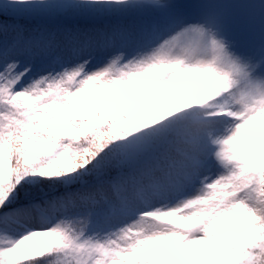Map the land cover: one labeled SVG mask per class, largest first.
<instances>
[{
	"label": "snow or ice",
	"instance_id": "1",
	"mask_svg": "<svg viewBox=\"0 0 264 264\" xmlns=\"http://www.w3.org/2000/svg\"><path fill=\"white\" fill-rule=\"evenodd\" d=\"M0 264H264V0H0Z\"/></svg>",
	"mask_w": 264,
	"mask_h": 264
}]
</instances>
